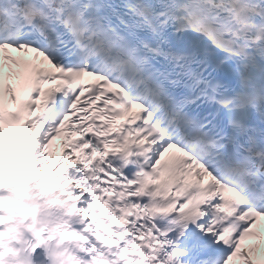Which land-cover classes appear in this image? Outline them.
Wrapping results in <instances>:
<instances>
[{"label": "snow or ice", "instance_id": "snow-or-ice-1", "mask_svg": "<svg viewBox=\"0 0 264 264\" xmlns=\"http://www.w3.org/2000/svg\"><path fill=\"white\" fill-rule=\"evenodd\" d=\"M0 264H264V0H0Z\"/></svg>", "mask_w": 264, "mask_h": 264}]
</instances>
